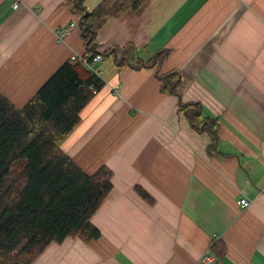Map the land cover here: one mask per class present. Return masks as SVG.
<instances>
[{
	"label": "crops",
	"instance_id": "0c3cea01",
	"mask_svg": "<svg viewBox=\"0 0 264 264\" xmlns=\"http://www.w3.org/2000/svg\"><path fill=\"white\" fill-rule=\"evenodd\" d=\"M72 2L22 0L14 9L0 0V93L16 107L73 54H86ZM71 22L59 44L57 31ZM126 45L136 48L132 66H119L120 53L103 56L95 70L105 87L61 143L88 174L114 172L92 219L101 237L53 243L33 264H201L218 241L227 250L217 264H264V0H146L100 32V53ZM161 51L159 67L137 66ZM171 71L181 75L183 102L220 120L213 154L210 135L161 91L158 75Z\"/></svg>",
	"mask_w": 264,
	"mask_h": 264
},
{
	"label": "trees",
	"instance_id": "16d2710c",
	"mask_svg": "<svg viewBox=\"0 0 264 264\" xmlns=\"http://www.w3.org/2000/svg\"><path fill=\"white\" fill-rule=\"evenodd\" d=\"M87 0H73L81 16L80 30L86 55L117 56L119 66H132L136 48L126 45L98 51L101 30L112 19L138 10L146 0H104L94 11ZM168 51L157 53L138 67H159ZM161 91L179 98V112L198 133H208L217 151L220 120L205 114L201 103H185L179 94L178 71L158 75ZM103 78L87 66L63 64L22 108L0 93V264H33L53 243L68 238L97 240L100 231L92 219L114 189V172L102 166L90 175L61 148L82 120V112L105 87ZM136 192L153 204L154 198L142 187ZM220 258L226 244L212 248Z\"/></svg>",
	"mask_w": 264,
	"mask_h": 264
},
{
	"label": "built area",
	"instance_id": "2783aa9c",
	"mask_svg": "<svg viewBox=\"0 0 264 264\" xmlns=\"http://www.w3.org/2000/svg\"><path fill=\"white\" fill-rule=\"evenodd\" d=\"M21 1L22 0H13V8L18 9L20 7ZM74 28H76V23L71 22L65 27L61 28L59 31H57L56 33L57 42L59 44L65 43L67 37L70 35V33L72 32ZM102 60H103L102 55H97L96 57L93 58V60H90L86 54L85 55L73 54L70 57L71 62L83 64L100 76L101 74L95 70V65ZM251 205H252V202L247 198H242L239 201V207L242 210L249 209ZM218 261H219L218 256L211 251L205 253L200 259L201 264H217Z\"/></svg>",
	"mask_w": 264,
	"mask_h": 264
}]
</instances>
